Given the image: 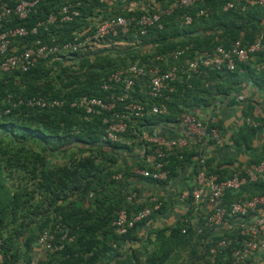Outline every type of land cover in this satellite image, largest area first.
Masks as SVG:
<instances>
[{
  "label": "trees",
  "instance_id": "obj_1",
  "mask_svg": "<svg viewBox=\"0 0 264 264\" xmlns=\"http://www.w3.org/2000/svg\"><path fill=\"white\" fill-rule=\"evenodd\" d=\"M173 1L163 0L160 7L166 8ZM250 1L252 3L248 4ZM228 2H233V0H205L187 9H175L171 15L162 18L163 27L161 30L154 28L146 36H140L139 33L131 29L126 35L98 40L82 51L60 55L58 59L50 58L41 61L26 73L17 71L14 74H0V99L7 94H12L15 98L41 96L65 101L64 106L53 109L17 106L9 114L0 117V128H7V124H10L12 127L22 129L24 133H30V139L45 145L51 143L50 153L64 152V145L70 141L68 138H72L71 141L73 142H69L68 145H74L76 141L91 146L101 140L107 148L116 153L121 150L128 155L132 152L131 149L135 148L134 138L137 136L136 134H141L140 127L155 126L161 123L173 124L177 122L179 115L190 110H197L203 114L206 109L214 107L216 101L222 102L219 97L223 101L230 97L227 103L231 104L234 102L231 98V92L236 90V86L243 77L250 79L257 88L264 90V72L256 71L252 63L236 62L234 71L207 70L198 78L184 80L181 84H176V91L172 94L169 103V115L144 117L137 124L128 128L126 133L120 134L115 142L105 138L103 118L108 113L94 115L85 120L82 110L72 108L68 104V102L82 96L103 97L105 93L101 89L102 80L108 74L131 64L153 67L157 64L156 56L176 49L189 47L185 56L193 58L205 51L213 52L216 46L228 49L237 40H240L244 45H250L259 37L258 34L261 33L264 37V5L258 4L257 0H242L234 3L232 9L223 11V6ZM53 7L55 4L52 1L42 3L37 8V13L31 14L25 21L11 17L7 22L0 23V32L18 26L30 28L37 19L44 17ZM105 8H107V4L99 3L98 0H83L80 7L81 15L78 18L70 23L51 27L48 34L43 33L42 38L48 40L56 37L61 42L71 40L74 32L87 26V18L105 17L100 12V10L106 12ZM200 10L204 11V14L197 16ZM135 12L134 14L139 13L138 11ZM115 13L127 16L128 10ZM185 15L192 17V22L189 25H183ZM36 38L37 36H29L27 39L31 42ZM255 58L257 62L264 61L263 54H258ZM51 65L59 70L58 78H62L67 71H71L70 69L74 70V74L67 75L69 81L66 86L80 84L78 80L83 76L87 79L86 84L83 85V88L73 89L70 93H61L60 89L40 88L37 83L42 78L48 80L50 77L48 76V69ZM7 76H18L20 81L18 83L12 82L11 79H6ZM206 84L208 85L206 86ZM134 98L143 101L146 95L136 93ZM250 109L244 112L245 116L253 115L252 109ZM62 114L65 116L63 117V121L66 123L64 125L56 120V116ZM254 120L260 121V119ZM13 121H24V123L16 126L12 123ZM74 121L81 123L87 134V139H80L79 136L71 133ZM262 121L264 122V120ZM250 128H252L250 130H255L253 127ZM129 141L131 144L127 145L126 142ZM191 151L193 150L169 153L167 157L168 168L170 169L169 177L174 176L179 167L185 168L192 162L190 159ZM146 153H150V150H147ZM179 154L183 156V160L179 159ZM3 160L6 161L4 165L2 164ZM124 162L123 167L118 170V174L122 173L121 179L116 180L112 176L110 180L123 183L125 193H116V196H112L110 192L103 189L104 183L102 181L96 185L98 188H86L84 193L87 199L95 203L96 206L84 208L82 200H78L65 207L66 210L58 222H51L50 219L46 218L40 225L37 235L32 232L29 235V240L26 241L28 244L32 243L31 250L33 251L35 240L42 231H55L57 226H63L69 229L70 235L73 236V242L66 244L62 252L52 254L54 257L62 258L61 264H197L189 258L192 254L189 252L192 241L189 230L184 234L182 233V221L170 228L150 231L145 234V237L138 236V229L145 221L136 224L126 235L119 236L115 233L112 222L120 209L125 207L129 213H136L146 207L145 205H138L136 200L133 203L126 201L129 194V178L131 177L129 166L132 160L130 163L125 160ZM7 165L10 166L7 167ZM14 167L24 172V175L29 174L28 180L31 182L28 183L27 181L24 186H19L9 193L1 182V177L5 169L11 170ZM37 169V166L32 162L30 163L23 152H16L13 148H9L3 138H0V257L2 264H12L10 259L17 257L15 252L11 253L13 237L19 239L28 230L30 220L38 215L41 204L44 200L49 201L47 195L55 197L59 195L58 188L48 183L59 178L60 174L47 169L42 161L41 169ZM68 173L67 171L64 178H69ZM86 176L89 177V173L86 172ZM228 176L230 175L219 178ZM64 178L62 177L61 180L64 181ZM252 187H256V184L248 183L236 192H227L224 204L227 206L236 199L264 196V189L244 196L243 194H246ZM92 191L94 194L91 193ZM90 194H92L91 197H89ZM37 196H42V199L36 200ZM89 209H93L95 215L98 213L95 220H92V212ZM162 209L163 205L159 211ZM126 243L131 246L133 251L120 257V250ZM136 244L138 245L135 246ZM236 247L235 241L229 243L224 254L219 256L213 264H228L231 260L232 251ZM84 256L87 258L86 261H84ZM31 258L32 255L29 256L27 264ZM49 264H58V262L50 261Z\"/></svg>",
  "mask_w": 264,
  "mask_h": 264
},
{
  "label": "built area",
  "instance_id": "obj_2",
  "mask_svg": "<svg viewBox=\"0 0 264 264\" xmlns=\"http://www.w3.org/2000/svg\"><path fill=\"white\" fill-rule=\"evenodd\" d=\"M53 2L51 8L41 19L30 27L18 26L7 28L0 32V74H14L19 71L26 73L31 67L50 58H60V55L75 53L84 50L88 45L107 37L126 35L131 29L146 36L154 28L161 30L163 17L171 15L175 9H187L205 0H174L166 8H153L149 0L142 1L140 7L128 10L127 16L115 12H105V17L87 18V26L72 34L71 40L59 41L52 37L44 40L43 33H49L51 27L70 23L81 15L80 7L83 0H0V23L7 22L11 17L25 21L31 14L37 13L42 3ZM107 3L109 0H98ZM242 0H233L223 6V11L232 9L234 3ZM264 5V0H257ZM138 11L139 13H136ZM200 10L197 16H202ZM192 22L190 15H185L183 25ZM29 36H37L31 42ZM27 39V40H26ZM150 46V45H149ZM147 46V47H149ZM189 47L176 49L155 57L157 64L153 67L131 64L126 68L112 72L102 80L103 97L82 96L68 102L72 108L82 110L85 120L94 115H105L106 140L115 142L120 134L126 133L128 128L137 124L140 119L156 115H169L171 96L176 91V84L184 80L200 77L207 70L234 71L236 62L251 64L256 71L264 72V61L257 62L255 56L264 55V37L259 36L252 44L244 45L240 40L234 41L228 49L216 46L213 52H202L193 58H187L186 50ZM208 84H206L207 86ZM136 93L146 95L143 101L135 99ZM230 97L224 100L228 102ZM34 109H53L65 105V101L31 96L15 98L7 94L0 99V117L9 114L17 106ZM110 113V114H109ZM219 116L214 107L200 111H187L177 122L161 123L155 126L140 127L141 134L134 138V164H130L131 177L129 178L128 203L137 198V188L140 181H150L158 184L171 182L170 169L167 157L172 151L183 152L193 150L196 157L192 161L194 175L191 189L180 194L182 202L195 211L204 201L214 205V209L201 217L204 228H225L233 225L237 231L235 240L237 247L233 249L228 264H248L250 256L257 251L260 239L264 236V220L255 216L257 210L264 206V196H253L246 199H236L227 206L224 204L227 192H236L248 183L256 182L264 175V156L259 162L248 168L242 174L234 173L220 179L217 174L207 169L208 156L206 148H221L222 138L218 127ZM244 123L256 128L259 122L246 118ZM130 145V141L126 142ZM150 150V153H146ZM128 156V155H127ZM130 157V156H128ZM179 159L183 156L179 154ZM190 165L185 168H190ZM122 173L114 178L121 179ZM92 194L89 195L91 197ZM156 197H151L148 206L136 213H129L127 208L120 209L112 226L117 235H126L139 222L148 219L151 214L160 208ZM182 233H186L189 220L183 219ZM73 242L69 229L57 226L55 231L44 230L35 240L33 255L29 264H41L40 254H55L62 252L66 244ZM229 241L226 238L214 240L204 239L205 253L208 263L213 264L219 256L224 254ZM205 264V263H200Z\"/></svg>",
  "mask_w": 264,
  "mask_h": 264
},
{
  "label": "crops",
  "instance_id": "obj_3",
  "mask_svg": "<svg viewBox=\"0 0 264 264\" xmlns=\"http://www.w3.org/2000/svg\"><path fill=\"white\" fill-rule=\"evenodd\" d=\"M146 0H109L106 12H123L125 10L140 7L141 2ZM163 0H149L153 3V8H159ZM252 1L248 2L251 4ZM101 14L105 12L100 10ZM233 103H225L221 97L214 104V109L218 113L220 135L222 138L221 148H206L208 156L207 169L209 172L217 174L218 177H224L234 173L242 174L248 168L255 165L264 155V90L257 88L250 79L242 78L236 86V90L231 92ZM251 108L253 115L245 116L244 112ZM250 109V110H251ZM260 119L257 121L260 125L255 130H250L249 126L244 123L246 118ZM251 118V119H252ZM262 121V122H261ZM249 129H244V128ZM196 152L191 151L190 159L193 161ZM192 162L187 169H177L171 182L158 184L150 181H140L137 188L136 203L147 206L151 197H156L161 205L159 210L153 212L138 229V236L145 237L150 231L161 228L173 227L183 219L189 220V233L192 245L189 252L191 261L207 263L208 256L205 253L204 239L211 238L219 240L228 239L229 243L237 238V231L233 225L225 228L203 227L201 217L210 213L214 205L204 201L199 209L195 211L193 207L181 201L180 194L192 188L194 175L192 172ZM192 169V170H191ZM194 171V170H193ZM256 187H252L245 195L253 194L264 189V175L256 182ZM264 220V206L259 208L255 214ZM136 244L135 246H137ZM186 259H188L186 257ZM248 264H264V236L260 239V245L254 252Z\"/></svg>",
  "mask_w": 264,
  "mask_h": 264
},
{
  "label": "rangeland",
  "instance_id": "obj_4",
  "mask_svg": "<svg viewBox=\"0 0 264 264\" xmlns=\"http://www.w3.org/2000/svg\"><path fill=\"white\" fill-rule=\"evenodd\" d=\"M258 35L261 36L262 34L260 33ZM50 62L52 63V61ZM49 67L48 76L50 77H48V80L42 78L37 83L42 89H60L61 93H70L73 89L83 88V85L87 82V79L83 76L78 80L80 84L66 86L69 81L67 75L74 74V70L70 69L71 71H67L62 78H58L57 74L59 73V70H56L57 67L53 65ZM7 77L8 78L6 79H11L12 82L16 81V83H18L20 81L18 76ZM63 117H65L64 114L56 116V120L61 122V125L66 124L63 121ZM12 123L17 126L19 124H23L24 121H13ZM71 133L79 136L80 139H87V134L79 121H74ZM0 138H3L9 148H13L16 152H23L29 159V162H32L35 166H37V170L41 169L42 161L47 169L60 174L59 178H56V180L48 183L58 188L59 195H57V197L47 195L49 201L44 200L41 204V209L38 215L31 220L28 219L30 220V227L28 230L19 239H15L13 237L14 241L11 253L13 254V252H15L17 257L10 259L11 263L13 262L12 264H27V260L30 255H33V251L31 250L32 243L28 244L26 241L29 240V235L32 232H34V235H37L40 225L46 218L50 219L51 222H58L63 212L66 210L65 207L71 202L78 200H82L84 208H94V206H96L95 203L87 199L84 193L86 188H98L96 185L102 181L104 183L103 189L110 192L112 196H116V193L123 194L126 191L123 183L111 181L110 178L112 176L115 177L118 174V170H120V168L123 167L122 165L125 163L124 160L127 163L134 160V155L132 153L134 149H131L132 152L128 153V156H130L128 157L127 154L123 153L121 150L116 153L114 150L107 148L106 144L101 140L99 143H94V145L91 146H86L83 143L76 141L74 142V145H68L69 142H73L71 141L72 138H68L70 141H67V145H64V152L50 153L52 148L51 143L45 145L42 142L30 139V133H24L22 129L12 127L10 124H7V128H0ZM5 162L6 161L3 160L2 164L4 165ZM8 166L10 165H7V167ZM67 171L69 172V178H64ZM86 172L89 173V177L86 176ZM62 177L64 178V181L61 180ZM29 178V174L24 175V172L14 167L11 170L5 169L4 174L1 177V182L4 184L6 191L11 193L17 187L24 186L27 181L30 183L31 180H28ZM91 193L94 194L93 191ZM41 199L42 196L36 197V200ZM89 211L92 212V220H95L98 213L95 215L93 209H89ZM135 248L137 249V247ZM132 251L131 246L126 243L120 250V257L124 256L126 253L130 254ZM83 258L84 261L87 260L85 256ZM61 259L62 258L59 256H52V254H40L39 256L41 264H49L50 261L61 264ZM0 264H2L1 257Z\"/></svg>",
  "mask_w": 264,
  "mask_h": 264
}]
</instances>
